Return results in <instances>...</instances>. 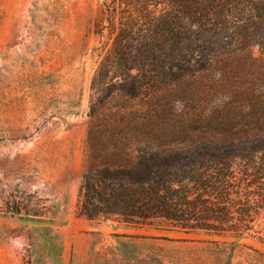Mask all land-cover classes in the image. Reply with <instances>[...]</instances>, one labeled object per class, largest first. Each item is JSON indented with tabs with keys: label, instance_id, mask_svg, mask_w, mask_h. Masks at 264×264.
<instances>
[{
	"label": "rangeland",
	"instance_id": "obj_1",
	"mask_svg": "<svg viewBox=\"0 0 264 264\" xmlns=\"http://www.w3.org/2000/svg\"><path fill=\"white\" fill-rule=\"evenodd\" d=\"M102 0H0V264H264V241L232 231L87 219L76 213L89 133L160 130L150 144L189 142L188 131L264 132V49L228 50L149 93L113 94L92 113L90 82L109 37L95 28ZM45 197L43 216L13 213L7 196ZM259 221L264 230V210Z\"/></svg>",
	"mask_w": 264,
	"mask_h": 264
},
{
	"label": "trees",
	"instance_id": "obj_2",
	"mask_svg": "<svg viewBox=\"0 0 264 264\" xmlns=\"http://www.w3.org/2000/svg\"><path fill=\"white\" fill-rule=\"evenodd\" d=\"M95 28L106 32L90 82L95 113L113 94L149 93L207 66L220 53L264 49V0H102ZM188 131L182 145L150 144L160 130L132 127L90 131L89 138H125L134 145L90 141L76 213L131 225L184 232L257 235L264 210V132L232 137ZM7 196L6 209L46 215L36 192Z\"/></svg>",
	"mask_w": 264,
	"mask_h": 264
}]
</instances>
